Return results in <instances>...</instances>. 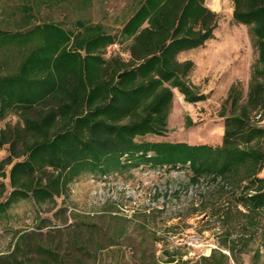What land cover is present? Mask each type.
<instances>
[{
    "label": "trees",
    "instance_id": "16d2710c",
    "mask_svg": "<svg viewBox=\"0 0 264 264\" xmlns=\"http://www.w3.org/2000/svg\"><path fill=\"white\" fill-rule=\"evenodd\" d=\"M231 2L232 22L249 28L257 58L245 100L239 82L228 90L218 113L224 125L218 145L160 140L169 133L174 90L188 104L207 99L190 80L194 63L178 60L182 52L214 38L220 18L205 0H134L115 31L83 21L71 29L55 23L32 26V9L20 7L23 18L16 29H0V121L16 119L0 129V150L7 151L0 160V218L21 201L55 205L83 175L105 178L141 166L184 168L191 173V186L209 185L198 211L221 229L218 249L199 260L242 264V257L252 253V264H259L264 249V178L259 177L264 0ZM114 45L124 47L128 57L107 55ZM184 123L193 125L189 118ZM25 238L18 237L0 264H65L59 246L37 245L31 257L20 258Z\"/></svg>",
    "mask_w": 264,
    "mask_h": 264
},
{
    "label": "rangeland",
    "instance_id": "374dc122",
    "mask_svg": "<svg viewBox=\"0 0 264 264\" xmlns=\"http://www.w3.org/2000/svg\"><path fill=\"white\" fill-rule=\"evenodd\" d=\"M133 1L67 0L55 4L47 0H0V29L13 32L23 18L19 8L27 4L34 16L32 26L55 23L71 29L83 21L115 31L130 14ZM205 5L220 18L216 36L211 39L218 41L212 51L219 54L205 60L199 47L182 52L180 60L195 62L197 69L190 80L199 84V92L207 99L189 105L175 93L168 117L169 133L160 139L163 141L214 143L218 123L222 122L218 113L230 86L239 82L242 99L247 96L257 58L249 28L233 24L231 0H205ZM123 51L124 47L111 46L107 55ZM208 64L212 73L207 75ZM186 118L192 119L191 127H185ZM15 122L14 117L0 121V129ZM6 156L4 147L0 160ZM190 178L191 173L184 168L158 170L149 166L105 178L83 175L64 197L56 199L55 205L35 206L30 200L13 205L0 218V256L11 254L18 237L24 234L20 258L31 257L35 247L43 245L59 246L65 264H77L76 259L82 264H204L199 258L209 257L202 254L210 247L218 249L221 229L214 219L207 221L198 211L200 197L209 185L191 186ZM262 254L259 264H264V249ZM169 258L175 262L168 263ZM242 264H252V253L242 257Z\"/></svg>",
    "mask_w": 264,
    "mask_h": 264
},
{
    "label": "crops",
    "instance_id": "0c3cea01",
    "mask_svg": "<svg viewBox=\"0 0 264 264\" xmlns=\"http://www.w3.org/2000/svg\"><path fill=\"white\" fill-rule=\"evenodd\" d=\"M215 36H216V32L214 33V38H215ZM216 44L218 45V41L217 40H209V41H207L202 47H200L202 50V53L204 54V56H205V60H208V61H210V60H212L213 59V57L216 55H218L219 53H213V49H215V46H216ZM113 47V46H112ZM209 52H211V53H209ZM120 55L121 56H123L124 58H127L128 57V55H127V53L125 52V51H123L122 53H120ZM201 56V55H200ZM203 56V55H202ZM178 60L180 61V62H184V61H189V59H183V60H180V54H179V56H178ZM194 63V65H195V68H194V70H196L197 69V65L195 64V62H193ZM218 65V64H217ZM216 65V66H217ZM210 65L208 64L207 65V67H206V69H205V72H204V74H210V73H212L211 72V70L209 69L210 67H209ZM216 69V68H215ZM194 72V71H193ZM192 75H193V73H192ZM192 83L195 85V86H197V85H199L197 82H195V81H192ZM198 87V86H197ZM229 87V86H228ZM175 93H178L176 90H174V99L176 98V94ZM179 94V93H178ZM180 94H179V96H178V99L180 98ZM197 104H200V103H197ZM190 105V104H189ZM191 105H194V104H191ZM191 121H192V119H190ZM192 123H193V121H192ZM261 126L264 128V118H263V121L261 122ZM223 127H224V125H223V122H221V121H219V123H218V130H217V136H215V137H213V139L214 140H216V141H214V143H212V144H207V145H218V144H220V142H221V138H222V135H223ZM189 145H203V144H196V143H189ZM259 177H261V178H264V165H263V168H262V170H261V172H260V174H259Z\"/></svg>",
    "mask_w": 264,
    "mask_h": 264
},
{
    "label": "built area",
    "instance_id": "2783aa9c",
    "mask_svg": "<svg viewBox=\"0 0 264 264\" xmlns=\"http://www.w3.org/2000/svg\"><path fill=\"white\" fill-rule=\"evenodd\" d=\"M114 48H118V46L117 45H114L113 46ZM258 118H259V116H258ZM212 247H210V248H208V250L205 252V254H202L203 256H209L210 255V253H211V251H212Z\"/></svg>",
    "mask_w": 264,
    "mask_h": 264
}]
</instances>
